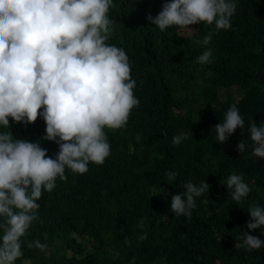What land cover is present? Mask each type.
Listing matches in <instances>:
<instances>
[{
	"label": "trees",
	"instance_id": "trees-1",
	"mask_svg": "<svg viewBox=\"0 0 264 264\" xmlns=\"http://www.w3.org/2000/svg\"><path fill=\"white\" fill-rule=\"evenodd\" d=\"M0 264H264V0H0Z\"/></svg>",
	"mask_w": 264,
	"mask_h": 264
}]
</instances>
